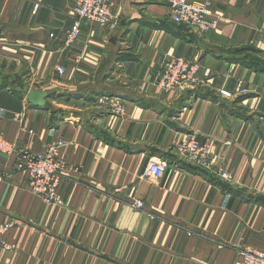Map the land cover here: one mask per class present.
I'll use <instances>...</instances> for the list:
<instances>
[{
  "label": "crops",
  "instance_id": "obj_1",
  "mask_svg": "<svg viewBox=\"0 0 264 264\" xmlns=\"http://www.w3.org/2000/svg\"><path fill=\"white\" fill-rule=\"evenodd\" d=\"M110 2L112 24L83 20L66 45L72 0H0V130L36 153L62 140L66 162L63 204L46 205L15 149L0 151V220L13 222L0 264H235L263 250L264 0H201L218 19L205 33L174 23L168 0ZM170 55L199 70L166 95L156 80ZM30 90L48 92L43 107ZM189 135L204 161L176 151ZM151 157L167 162L159 180Z\"/></svg>",
  "mask_w": 264,
  "mask_h": 264
},
{
  "label": "built area",
  "instance_id": "obj_2",
  "mask_svg": "<svg viewBox=\"0 0 264 264\" xmlns=\"http://www.w3.org/2000/svg\"><path fill=\"white\" fill-rule=\"evenodd\" d=\"M73 22L65 33V44H72L80 35V26L83 20L96 22L100 26H108L113 23V12L110 0H72ZM170 18L176 24L184 25L192 32L205 33L215 29L218 19L214 8L208 2L201 0H168ZM264 28V26H263ZM59 73H64V68L57 67ZM199 64L195 60H189L181 55L168 56L162 65V70L156 82L157 87L166 95L175 93L178 89H184L197 81ZM224 95L228 92L221 90ZM103 98V97H102ZM102 102L109 106L110 113L123 114L122 104L116 97H104ZM62 140L49 142L42 152L36 153L30 149L15 148L13 143L7 140L0 130V151L9 153L14 149L16 153L14 167L26 174L28 188L46 205L60 206L63 199L60 194V184L63 173L66 171V162L61 155ZM176 151L185 156L205 160L208 146L201 143L194 135H189L180 141ZM167 168V162L157 157L150 158L145 168V174L150 178L159 180ZM224 179L230 175L223 171L220 173ZM2 177L0 176V186ZM133 205L141 207V201L136 200ZM13 222L0 220V250L8 251L12 245L5 234L12 228ZM235 264H264V249L246 248L239 255Z\"/></svg>",
  "mask_w": 264,
  "mask_h": 264
},
{
  "label": "water",
  "instance_id": "obj_3",
  "mask_svg": "<svg viewBox=\"0 0 264 264\" xmlns=\"http://www.w3.org/2000/svg\"><path fill=\"white\" fill-rule=\"evenodd\" d=\"M47 96H48L47 91L30 90L27 93L26 99L33 106L43 107Z\"/></svg>",
  "mask_w": 264,
  "mask_h": 264
},
{
  "label": "rangeland",
  "instance_id": "obj_4",
  "mask_svg": "<svg viewBox=\"0 0 264 264\" xmlns=\"http://www.w3.org/2000/svg\"><path fill=\"white\" fill-rule=\"evenodd\" d=\"M166 59V58H165ZM165 59H164V61H165ZM163 61V62H164ZM163 62H162V65H163ZM162 65H161V67H160V72H159V75H160V73H161V70H162ZM159 75H158V77H157V80H158V78H159ZM157 80H156V82H157ZM102 97H106V96H102ZM100 99V98H99ZM99 99H98V102H99ZM100 103V102H99ZM102 103H104V107L106 108V110L108 111V112H110L109 111V106H107V104L105 103V102H102Z\"/></svg>",
  "mask_w": 264,
  "mask_h": 264
},
{
  "label": "bare ground",
  "instance_id": "obj_5",
  "mask_svg": "<svg viewBox=\"0 0 264 264\" xmlns=\"http://www.w3.org/2000/svg\"><path fill=\"white\" fill-rule=\"evenodd\" d=\"M154 160H157V157H153Z\"/></svg>",
  "mask_w": 264,
  "mask_h": 264
}]
</instances>
